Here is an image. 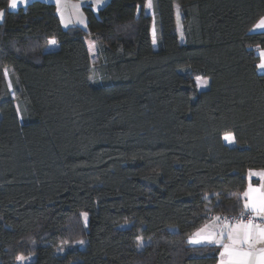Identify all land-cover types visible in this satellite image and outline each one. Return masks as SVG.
I'll list each match as a JSON object with an SVG mask.
<instances>
[{"label":"trees","instance_id":"trees-1","mask_svg":"<svg viewBox=\"0 0 264 264\" xmlns=\"http://www.w3.org/2000/svg\"><path fill=\"white\" fill-rule=\"evenodd\" d=\"M8 1L0 264H216L217 246L187 238L213 215L238 214L233 194L264 169V31L251 30L264 0H152L150 10L107 0L67 27L52 2Z\"/></svg>","mask_w":264,"mask_h":264},{"label":"snow or ice","instance_id":"snow-or-ice-1","mask_svg":"<svg viewBox=\"0 0 264 264\" xmlns=\"http://www.w3.org/2000/svg\"><path fill=\"white\" fill-rule=\"evenodd\" d=\"M107 0H95L98 8H102ZM27 0H10L9 8L17 9L19 4H25ZM152 8V0H147L145 10ZM59 10V9H58ZM5 10L0 9V20H3ZM63 19V18H62ZM80 23H83L81 20ZM67 27V25H66ZM256 28L264 29V17L256 25ZM153 43L156 41V29L152 30ZM50 46H55L57 41L50 39L47 41ZM262 62L259 65L264 69V53L261 54ZM7 76V70H5ZM199 79L197 82L199 83ZM207 84V80L204 81ZM9 86H11L9 82ZM223 139L228 143H235V136L231 133L226 134ZM264 176V170L260 172H249L251 176ZM237 201L243 199L244 202L239 213L240 219L235 223L231 222L228 217L214 216L211 217V223L204 225L201 229L188 238L189 244L194 245H219L223 248L220 252V264H264V191L253 188L251 184L242 194H233ZM87 224L88 213L81 214ZM247 215V219L244 217ZM223 221V223H221ZM150 239V238H149ZM226 241V242H225ZM83 244L84 241H79ZM137 249L145 247V241L142 236L136 237ZM63 251V249H61ZM18 260L23 257L18 256Z\"/></svg>","mask_w":264,"mask_h":264},{"label":"crops","instance_id":"crops-1","mask_svg":"<svg viewBox=\"0 0 264 264\" xmlns=\"http://www.w3.org/2000/svg\"><path fill=\"white\" fill-rule=\"evenodd\" d=\"M29 1H30V0H27V2H29ZM44 1L52 2V3H54V4L56 5V12H57V15H58V17H59V20H60L61 24L64 25V26H65V25H69V24H77V25H80V26H84V25L86 24V19H85V8H86V7H89V8L92 9L93 11H96V9H98V7H97L96 5H95L94 7L92 6V2H91V1H89V0H81V1H80L81 7H82V10H81L80 6L78 5L79 0H71L73 3L76 4V18H77V21H76L75 19H71V16H69V13L66 12L64 9L62 10V8H61L62 4H63L64 2H66L67 0H44ZM9 3H10V0L8 1V9H10V8H9ZM25 4H26V3H25ZM25 4H19L18 7H19V6H23V5H25ZM66 4H68V2H67ZM58 9H59V10H58ZM10 10H13V9H10ZM261 17H264V15L261 16ZM261 17H260V18H261ZM62 18H63V19H62ZM72 18H73V17H72ZM260 18L254 23L253 27L251 28L252 31H264V29L256 28V25H257L258 22L260 21ZM81 20H82V21H83V20L85 21L84 24L80 23ZM262 53H264V48H261V49H259V51H258V54H259V61H258V63H257V70L260 71V72H264V69H261V68L259 67V65H260L261 62H262V56H261ZM229 133H230V132L224 133L222 137H224L226 134H229ZM223 141H224L227 145H229V146L235 144V143H228V142L225 141L224 139H223ZM262 170H264V169H262ZM251 171H252V172H260L261 170H260V169H259V170H257V169H252ZM249 172H250V170L247 172V180H248V182H247V185H246L244 191L248 189L249 184H251V186H252L253 188H258V189H261V191H264V176L253 175V176H251V179H250V178H249ZM244 191H243V192H244ZM243 202H244V200H243ZM239 213H240V212H239ZM239 213H238V214H239ZM238 214H236V215H238ZM214 216H220V215H213L212 217H214ZM230 216H231V215H230ZM224 217H226V216H224ZM238 219H240V216L237 217V218H235V219H233V220H230V221L233 222V223H235L236 220H238ZM244 219L246 220L247 218L244 217ZM211 222H212V221H211V219L209 218L204 224H202V225L199 226L197 229H195L193 232H191V233L189 234L188 238H189L190 236H193L194 233H197V231H198L199 229H201L204 225L209 224V223H211ZM221 223H223V221H221ZM188 238H187V240H188ZM225 242H226V241H225ZM214 246H217V247L219 248V253H218L217 263H216V264H220V259H221V257H220V252L223 251V248H222L221 246H219V245H214Z\"/></svg>","mask_w":264,"mask_h":264},{"label":"rangeland","instance_id":"rangeland-1","mask_svg":"<svg viewBox=\"0 0 264 264\" xmlns=\"http://www.w3.org/2000/svg\"><path fill=\"white\" fill-rule=\"evenodd\" d=\"M80 1L81 0H79L78 5L80 6V8L82 10ZM89 1L92 2V6L93 7L96 5L95 4V0H89ZM67 2H68V4H66ZM61 8H62V10L64 9L66 12L69 13V16H71V19H75L77 21V18H76V4L75 3H73L71 0H67L66 2H64L62 4ZM148 10H150V9H148ZM176 20H177L176 21V32H177L179 38L182 39V29H181V23H180V15H179V12L178 11H176ZM84 22L85 21L83 20V23L82 24H84ZM153 26H155V24L154 23H151V29H150L151 37H152ZM155 29H156V27H155ZM156 38H157V29H156ZM152 41H153V37H152ZM87 45H88V48H89V53H90L92 62L95 63L96 60H97V54H98L97 44H95L93 41H91V42H88ZM46 46H48V48H54L55 47V46H50L48 44H46ZM198 78H200L199 79V83L197 82ZM205 80H207V84L206 85L204 84V81ZM195 86L199 90L205 89L208 86V79L206 77H202V76L196 77V79H195ZM16 105H17V103H16ZM18 114L20 115L19 112H18ZM19 256L23 257V260H18L16 258L14 264H27L30 261V258H31V256H22V255H19Z\"/></svg>","mask_w":264,"mask_h":264},{"label":"built area","instance_id":"built-area-1","mask_svg":"<svg viewBox=\"0 0 264 264\" xmlns=\"http://www.w3.org/2000/svg\"><path fill=\"white\" fill-rule=\"evenodd\" d=\"M222 217H224V216H222ZM226 217H228V218H229V220H233V219H235V218L239 217V214H238V215H231V216H226ZM245 217H246V218H248V217H247V215H246Z\"/></svg>","mask_w":264,"mask_h":264}]
</instances>
